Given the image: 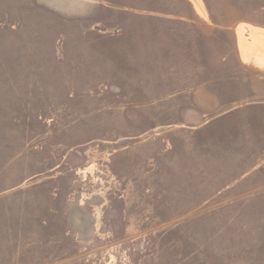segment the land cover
<instances>
[{
	"label": "rangeland",
	"instance_id": "obj_1",
	"mask_svg": "<svg viewBox=\"0 0 264 264\" xmlns=\"http://www.w3.org/2000/svg\"><path fill=\"white\" fill-rule=\"evenodd\" d=\"M240 31L264 0H0V264H264Z\"/></svg>",
	"mask_w": 264,
	"mask_h": 264
},
{
	"label": "bare ground",
	"instance_id": "obj_2",
	"mask_svg": "<svg viewBox=\"0 0 264 264\" xmlns=\"http://www.w3.org/2000/svg\"><path fill=\"white\" fill-rule=\"evenodd\" d=\"M243 25H241L242 27ZM244 27V26H243ZM257 29V28H256ZM259 29V28H258ZM260 30V29H259ZM261 35V34H260ZM253 41L252 43H246L242 32L240 31V45L244 48L245 52L257 51L264 58V38L259 37V31L252 32ZM244 54V53H243ZM245 55V54H244ZM258 55V56H260ZM249 57V56H248ZM247 58V57H246ZM259 58V57H258ZM262 58V59H263ZM260 59V58H259Z\"/></svg>",
	"mask_w": 264,
	"mask_h": 264
}]
</instances>
